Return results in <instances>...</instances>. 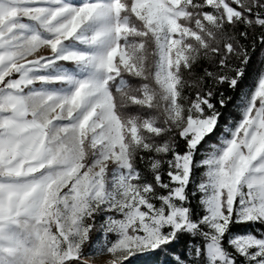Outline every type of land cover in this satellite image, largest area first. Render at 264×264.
Wrapping results in <instances>:
<instances>
[{
	"label": "snow or ice",
	"instance_id": "obj_1",
	"mask_svg": "<svg viewBox=\"0 0 264 264\" xmlns=\"http://www.w3.org/2000/svg\"><path fill=\"white\" fill-rule=\"evenodd\" d=\"M0 264H264V0H0Z\"/></svg>",
	"mask_w": 264,
	"mask_h": 264
}]
</instances>
